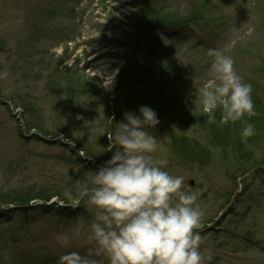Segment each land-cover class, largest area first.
<instances>
[{"label":"rangeland","instance_id":"obj_1","mask_svg":"<svg viewBox=\"0 0 264 264\" xmlns=\"http://www.w3.org/2000/svg\"><path fill=\"white\" fill-rule=\"evenodd\" d=\"M208 49L252 85L246 142L240 121L201 115ZM141 105L159 120L153 155L198 194L205 264H264V0H0V264L87 254L83 236L55 239L91 219L64 189L111 157L107 132Z\"/></svg>","mask_w":264,"mask_h":264},{"label":"clouds","instance_id":"obj_2","mask_svg":"<svg viewBox=\"0 0 264 264\" xmlns=\"http://www.w3.org/2000/svg\"><path fill=\"white\" fill-rule=\"evenodd\" d=\"M248 33L253 29L248 27ZM59 54V49H55ZM209 74L195 94L201 115L210 124L240 121L243 142L256 134L252 85L234 69V59L219 49H208ZM220 118L217 120L216 112ZM138 113V114H137ZM114 135L107 132L111 157L96 170H87L83 181L65 188L72 208L89 206L91 219L72 234L58 233L62 247L83 236L87 254L72 251L61 256L67 264H205L199 231L204 215L198 194L183 188L184 178L166 170L167 160L156 158L158 138L149 129L159 123L148 105L125 111Z\"/></svg>","mask_w":264,"mask_h":264},{"label":"bare ground","instance_id":"obj_3","mask_svg":"<svg viewBox=\"0 0 264 264\" xmlns=\"http://www.w3.org/2000/svg\"><path fill=\"white\" fill-rule=\"evenodd\" d=\"M101 68H102V69H103V68H106V66H101ZM108 76H109V78H111L112 80L109 82V84L107 85V87L111 89V88L113 87V85H114L113 78H114V76H115V73H114L113 71H109V72H108Z\"/></svg>","mask_w":264,"mask_h":264},{"label":"trees","instance_id":"obj_4","mask_svg":"<svg viewBox=\"0 0 264 264\" xmlns=\"http://www.w3.org/2000/svg\"><path fill=\"white\" fill-rule=\"evenodd\" d=\"M15 195L17 196V198H16V199H18L17 201H22L23 198L25 199V198L28 197L27 195L26 196H22V195H19V194H15ZM12 200H15V199H12Z\"/></svg>","mask_w":264,"mask_h":264}]
</instances>
